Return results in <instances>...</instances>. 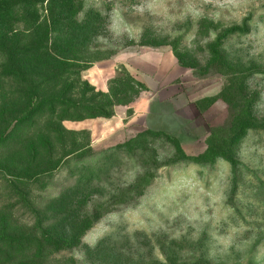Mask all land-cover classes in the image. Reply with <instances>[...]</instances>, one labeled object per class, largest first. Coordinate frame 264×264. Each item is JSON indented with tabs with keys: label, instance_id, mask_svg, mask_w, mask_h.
I'll list each match as a JSON object with an SVG mask.
<instances>
[{
	"label": "rangeland",
	"instance_id": "1",
	"mask_svg": "<svg viewBox=\"0 0 264 264\" xmlns=\"http://www.w3.org/2000/svg\"><path fill=\"white\" fill-rule=\"evenodd\" d=\"M79 5L71 17L80 26L87 20L93 25L75 48L83 55L81 78L90 82L89 67L102 66L119 51H173L189 81L216 94L217 103L194 123L165 102L173 121L158 128L180 138L207 137L215 148L232 149L238 163L235 170L223 158L170 163L166 157L176 158V150L163 136L129 153L114 144L133 133L93 142L87 122L72 126L70 119L61 120L75 131L66 134V148L89 145L56 161L63 150L49 131L53 117L46 110L34 115L36 121L11 128L35 103L34 89L3 70L6 54L0 48V264H264V0ZM35 9L0 16L6 45L39 36L31 31L35 18L53 9L46 0ZM243 23L246 32L226 33ZM65 80L75 85L67 94L77 97L74 77ZM124 108L114 113L125 114ZM243 118L255 126L231 142ZM143 174L145 185L137 183Z\"/></svg>",
	"mask_w": 264,
	"mask_h": 264
},
{
	"label": "trees",
	"instance_id": "2",
	"mask_svg": "<svg viewBox=\"0 0 264 264\" xmlns=\"http://www.w3.org/2000/svg\"><path fill=\"white\" fill-rule=\"evenodd\" d=\"M42 1L44 0H0V16H9V14L12 15L14 12H20L23 15L31 12L35 13V6ZM46 2L53 10L48 15L46 14L42 20L35 18L36 21L33 22L31 27V31H38L39 36L34 39L26 38L22 44L14 42L11 45H6L0 39V48L6 54L3 70L8 75L19 76L34 89L31 94L34 96L35 103L25 109L23 114L12 124L11 128L18 126V124L22 125L23 123L36 121V118H33L34 115L40 116L46 110L50 117H53L51 122L48 123L49 131L55 134L63 150L56 160L58 161L71 153L81 151L85 145L86 147L89 145L88 142L73 150L67 149L65 144V141H67L66 134L75 131L64 127L61 120L109 117L114 114L115 106H127L126 114H130L132 112L131 103L140 96L141 92L147 88V85L124 65L119 66L115 73L109 77L107 90L96 88L86 78H81L79 72L85 67H80L79 60H83V55L76 53L75 48L81 44V39L84 38L87 31L91 30L93 25L90 20H87L88 22L80 26L71 17V14L74 15L80 6V0H46ZM246 31V23H243L241 26L231 25L226 30V33L233 34ZM52 34L57 36L52 39ZM71 48L73 53L70 54L67 51ZM174 55L182 65L180 57L176 53ZM68 75L74 77V81L78 83L77 86H79L80 93L77 97L67 94L75 87L73 81L66 83L65 78ZM88 92L89 95H87ZM215 95L212 94L200 98L197 101L199 107L202 110L205 109L216 100L217 96L214 97ZM205 99L209 100V102L206 106H202V102ZM254 126L250 118H243L239 123V133L232 136L231 142L237 141L245 130ZM8 134L10 133L7 132L6 135ZM160 136L165 137L175 147L176 158L173 159L172 155L166 157V159L170 160V163L184 162L202 165L204 163H213L216 158H223L232 165L234 170L238 163L232 149L222 150L219 147L215 148L207 137H205L203 150L198 153H190L181 146V138L176 133L149 126L134 132L114 145L116 147L122 146L130 153L134 148L141 149L145 144H149L150 137ZM72 140L73 144L79 143L73 137ZM48 143L52 142L48 141ZM130 158H134L132 154H130ZM138 181H144L145 185L149 180L143 174L138 177L137 183H139ZM233 182L234 191L237 183L236 176H234ZM141 193L142 189L138 191L137 195ZM232 195L233 192L231 197ZM43 236L48 241L52 240L50 235L45 234Z\"/></svg>",
	"mask_w": 264,
	"mask_h": 264
},
{
	"label": "crops",
	"instance_id": "3",
	"mask_svg": "<svg viewBox=\"0 0 264 264\" xmlns=\"http://www.w3.org/2000/svg\"><path fill=\"white\" fill-rule=\"evenodd\" d=\"M98 64L100 63L90 66L87 73L96 88L107 90V80L115 73L119 64L134 72L147 88L131 103L130 114H126L127 106H115L125 107V114L116 110L109 117H88L69 121L72 126H83L82 123L87 122L93 142H105L104 140L118 133H134L148 126L158 128V125L172 122L173 113L163 107L165 102L173 106V109L181 110L185 117L194 123L196 118L217 103L214 101L203 110L199 107L197 101L212 94H208L209 91L204 90L203 85H195L197 83L189 81L185 67L169 49H141L136 52L123 50L113 54L109 60H102V66ZM95 68L99 72L95 70L96 74H92ZM92 76L95 78H91ZM181 146L185 151L195 153L191 149L197 146L203 150L205 141L184 137L181 138Z\"/></svg>",
	"mask_w": 264,
	"mask_h": 264
}]
</instances>
